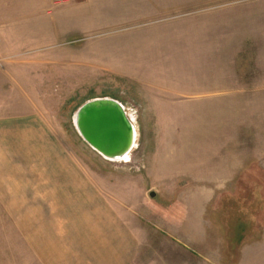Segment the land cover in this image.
Listing matches in <instances>:
<instances>
[{
	"label": "rangeland",
	"instance_id": "1",
	"mask_svg": "<svg viewBox=\"0 0 264 264\" xmlns=\"http://www.w3.org/2000/svg\"><path fill=\"white\" fill-rule=\"evenodd\" d=\"M7 20L21 23L23 48L0 42V116L47 120L138 229L140 259L197 264L237 230L241 244L264 242V0H8L0 29ZM103 97L136 116L129 163L74 125ZM9 175L0 264H38L30 219L10 212L25 174Z\"/></svg>",
	"mask_w": 264,
	"mask_h": 264
},
{
	"label": "crops",
	"instance_id": "2",
	"mask_svg": "<svg viewBox=\"0 0 264 264\" xmlns=\"http://www.w3.org/2000/svg\"><path fill=\"white\" fill-rule=\"evenodd\" d=\"M11 21L0 29V42L8 52L23 48L16 38L21 23ZM52 133L47 120L37 114L0 116V171L6 179L10 170L25 174L10 212L30 219L23 227L35 233L37 263L155 264L140 259L138 229ZM240 234L237 230L221 246L218 242L197 264H264V242L241 244Z\"/></svg>",
	"mask_w": 264,
	"mask_h": 264
},
{
	"label": "water",
	"instance_id": "3",
	"mask_svg": "<svg viewBox=\"0 0 264 264\" xmlns=\"http://www.w3.org/2000/svg\"><path fill=\"white\" fill-rule=\"evenodd\" d=\"M74 125L83 140L109 161H126L137 144L138 132L132 116L114 98L86 101L76 111Z\"/></svg>",
	"mask_w": 264,
	"mask_h": 264
},
{
	"label": "bare ground",
	"instance_id": "4",
	"mask_svg": "<svg viewBox=\"0 0 264 264\" xmlns=\"http://www.w3.org/2000/svg\"><path fill=\"white\" fill-rule=\"evenodd\" d=\"M131 116H132L133 121L136 122V116H135L134 114H132ZM131 160H132V158H131V155L129 154V155L127 156V160H126V162L129 163V162H131ZM124 162H125V161H124Z\"/></svg>",
	"mask_w": 264,
	"mask_h": 264
},
{
	"label": "built area",
	"instance_id": "5",
	"mask_svg": "<svg viewBox=\"0 0 264 264\" xmlns=\"http://www.w3.org/2000/svg\"><path fill=\"white\" fill-rule=\"evenodd\" d=\"M125 163H127V162H125Z\"/></svg>",
	"mask_w": 264,
	"mask_h": 264
}]
</instances>
